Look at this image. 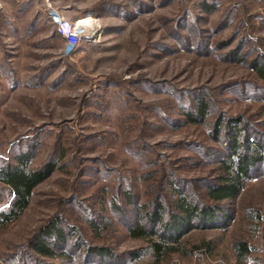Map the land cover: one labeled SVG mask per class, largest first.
I'll return each mask as SVG.
<instances>
[{
  "label": "rangeland",
  "instance_id": "rangeland-1",
  "mask_svg": "<svg viewBox=\"0 0 264 264\" xmlns=\"http://www.w3.org/2000/svg\"><path fill=\"white\" fill-rule=\"evenodd\" d=\"M260 65L264 0H0V169L28 152L34 169L55 164L0 231V264H105L88 247L113 252L110 264H264V168L219 204L225 228L204 223L160 259L130 233L163 232L177 190L211 206L229 123L264 146ZM201 99L208 116L193 123ZM10 199L0 182V206ZM55 219L66 248L41 256L30 241Z\"/></svg>",
  "mask_w": 264,
  "mask_h": 264
},
{
  "label": "trees",
  "instance_id": "trees-1",
  "mask_svg": "<svg viewBox=\"0 0 264 264\" xmlns=\"http://www.w3.org/2000/svg\"><path fill=\"white\" fill-rule=\"evenodd\" d=\"M258 67L257 72L264 78V65ZM188 116L193 123H202L208 116V103L199 100L197 112ZM237 126L230 123L226 126L227 136L231 141L230 151L220 160L219 182L207 189L211 206L197 205L184 195L182 190H177L173 204L176 214L164 224L163 232L147 230L138 224L131 230L133 237L143 238L150 243V253L153 256L160 259L176 251L181 244L178 242L181 237L204 223L212 225L211 227L228 226L231 215L219 204L235 201L242 193L245 183L264 168L263 143L251 142L249 136L243 135V128ZM32 157V152L21 154L17 157L15 165L9 164L0 169V182L7 187L11 196L7 206H0V231L21 218L32 202L35 189L49 178L55 169V164L52 163L43 168H32ZM162 212L159 209L156 214L157 221L164 217ZM68 238L69 234L61 227V220L55 219L40 228L30 241V248L41 256L57 258L59 254L63 255ZM234 248L240 258H246L251 253V248L246 242L238 241ZM87 251L100 258V263L110 264L109 262L116 258L109 249L88 247ZM141 255L137 252L135 258Z\"/></svg>",
  "mask_w": 264,
  "mask_h": 264
},
{
  "label": "built area",
  "instance_id": "built-area-1",
  "mask_svg": "<svg viewBox=\"0 0 264 264\" xmlns=\"http://www.w3.org/2000/svg\"><path fill=\"white\" fill-rule=\"evenodd\" d=\"M58 21H61V19H57ZM60 24V32L64 35V37L69 41V43H72L73 41L76 42L78 39L76 37V34L74 35L75 29L72 28L71 25H68V21L61 22ZM73 42V43H74Z\"/></svg>",
  "mask_w": 264,
  "mask_h": 264
},
{
  "label": "bare ground",
  "instance_id": "bare-ground-1",
  "mask_svg": "<svg viewBox=\"0 0 264 264\" xmlns=\"http://www.w3.org/2000/svg\"><path fill=\"white\" fill-rule=\"evenodd\" d=\"M89 25H90V23L86 21L85 23L79 24V26L77 27V29L79 30V29H81V28H88ZM74 27H75V26H73V28H74ZM73 32H75V31H73ZM74 34H75V33H74Z\"/></svg>",
  "mask_w": 264,
  "mask_h": 264
}]
</instances>
